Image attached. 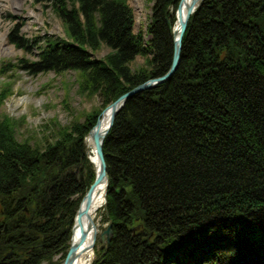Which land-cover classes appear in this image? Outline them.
<instances>
[{
    "label": "trees",
    "instance_id": "1",
    "mask_svg": "<svg viewBox=\"0 0 264 264\" xmlns=\"http://www.w3.org/2000/svg\"><path fill=\"white\" fill-rule=\"evenodd\" d=\"M148 1V38L136 32L129 0H35L62 20L64 36L38 44L19 24L9 32L36 59L2 62L0 109L19 69L73 71L80 93L102 105L84 121L52 119L45 126L54 135L23 140L19 121L0 113V264L67 257L76 211L96 178L86 137L107 105L171 66L167 19L176 23L182 0ZM104 46L110 52L96 58ZM138 56L145 65L134 70ZM103 150V220L113 235L97 243L92 264H264V0L199 6L179 68L126 101Z\"/></svg>",
    "mask_w": 264,
    "mask_h": 264
},
{
    "label": "rangeland",
    "instance_id": "2",
    "mask_svg": "<svg viewBox=\"0 0 264 264\" xmlns=\"http://www.w3.org/2000/svg\"><path fill=\"white\" fill-rule=\"evenodd\" d=\"M129 4L134 10L136 32H143L145 38H148L145 33L147 24L150 22L152 3L148 0H129ZM0 10L2 12L0 65L3 61L16 62L23 57L29 60L36 59L35 55L25 56L21 49L9 42L8 34L15 24L21 26L22 35L35 40L38 44H41L48 35L64 36L62 20L51 7H44L35 0H0ZM3 34L6 35L5 39ZM109 52L110 49L104 46L95 54V57L103 58ZM143 65H145V59L138 56L131 67L136 70ZM15 76L14 93L5 101L0 113L19 121L16 130L19 140L31 135L38 138L44 137L45 134L54 135L52 128L45 126H52V119L55 118L62 125H68L77 119L84 121L87 113L101 108L102 98L99 95L89 98L80 93L77 75L73 71L61 75L55 72L32 75L19 69ZM104 213L103 207L96 214L100 232L108 226V223L103 220ZM103 245V242H98V248ZM59 258L60 255L56 256L55 261ZM60 262L63 264L64 260Z\"/></svg>",
    "mask_w": 264,
    "mask_h": 264
},
{
    "label": "water",
    "instance_id": "3",
    "mask_svg": "<svg viewBox=\"0 0 264 264\" xmlns=\"http://www.w3.org/2000/svg\"><path fill=\"white\" fill-rule=\"evenodd\" d=\"M205 1L206 0H182L177 9L176 23L173 24L171 20L167 19V26H168V29L172 33L173 43H174L173 57H172V62H171V66L169 70L161 76L150 78L146 80L145 82L138 84L131 90L119 96L116 100L111 102L109 105H107L102 110L99 118L96 121V124L91 128L88 136H90L93 142V149L91 151L94 152L95 157H96V162H97L96 169H95L96 178L93 184L88 189V191L84 194V196L82 197L79 203L78 209L76 211V216L74 218V223L72 226L70 246L68 249L67 257L65 258V261L63 264H75L80 254L79 246H80V243L82 242L81 238L84 236L83 234H84L86 224H87V227L89 228L88 234L91 235V239H92V242L87 247V249L89 250L93 249L94 256H95V249H96V244L98 240H100L106 245L110 244L111 238L113 235L111 224H109L103 231L100 232L89 210L90 199L94 196V194L97 191H100L101 189H105V194L107 193L109 176H108V171H107V162H106V158H105L104 150H103L104 141L114 124V121L116 119L118 112L121 110V108L125 105L126 101L130 97H132L133 95L137 93L143 92L144 90L157 87L158 85L167 82L173 76L175 71L179 68V65L181 63V52H182L183 40H184V36H185L186 30L188 27L190 17L195 12V10L199 6H201ZM106 111L110 112V117H109L108 124L105 127H103L101 118ZM89 158L92 160L91 155L89 156ZM92 162L94 163L93 160ZM105 202H106V199H105ZM78 229H80L81 232H80L79 238L75 240L74 235ZM6 231H7V228L5 229V233ZM11 254L12 252L6 254L4 256V259L7 258Z\"/></svg>",
    "mask_w": 264,
    "mask_h": 264
},
{
    "label": "bare ground",
    "instance_id": "4",
    "mask_svg": "<svg viewBox=\"0 0 264 264\" xmlns=\"http://www.w3.org/2000/svg\"><path fill=\"white\" fill-rule=\"evenodd\" d=\"M2 21V12L0 10V23ZM3 37L5 39L6 35L3 34ZM109 117H110V112L109 111H106L104 113V115L102 116V126L105 127L108 122H109ZM87 139V145H89L90 148L93 149V142L90 138V136H87L86 137ZM91 157H92V160L94 161V163L91 162L94 164V169H96V157H95V154L94 152H91ZM105 199H106V194H105V189H101L100 191H97L94 196L90 199V202H89V210H90V213L96 223V225L98 226L97 224V212L102 209L104 206H105ZM80 232L81 230L78 229L75 233V240H77L79 238V235H80ZM89 233V228L87 227V224L85 225V230H84V236L81 238V243H80V254L75 262V264H91L92 261H93V258H94V250H89L87 249V247L91 244L92 242V239H91V235L88 234ZM81 237V236H80Z\"/></svg>",
    "mask_w": 264,
    "mask_h": 264
}]
</instances>
